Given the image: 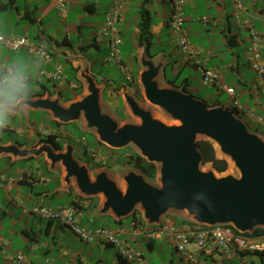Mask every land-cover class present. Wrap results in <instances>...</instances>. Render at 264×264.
Here are the masks:
<instances>
[{
    "label": "crops",
    "instance_id": "0c3cea01",
    "mask_svg": "<svg viewBox=\"0 0 264 264\" xmlns=\"http://www.w3.org/2000/svg\"><path fill=\"white\" fill-rule=\"evenodd\" d=\"M113 2L114 0H69L66 15L60 16L67 21L66 24L63 22L64 29H60L45 25L44 22L45 19H49L52 23L60 21L58 16L60 14L53 0H0V4H7V7L0 10V26L8 25L11 29L5 33L0 28V33L5 36L28 35L34 43L44 46L52 54V61L45 64L35 60L30 55L28 46H21L18 50H13L1 43L0 67L24 58L28 65L30 80L34 85L32 93L35 96H31V98L60 96V101L63 104H68L86 92V84L81 76V71L86 66L88 72L95 76L97 84L102 87L101 97L105 105L107 104L104 97L106 89L108 90L107 98L113 99L117 96L120 98V104L125 103L122 94L124 88L128 92H132L131 94L134 96L135 94L133 88L128 86V81L125 80L124 73L118 65L108 60V54L105 62L114 64L119 75L116 78H100L92 70L93 63L89 61L88 57V54L93 55L95 53L93 51L108 47L106 43H97L95 35ZM242 3L244 11L240 14L241 19H248L249 24L261 36V61L264 64V0H243ZM144 10H147L150 16L151 40L155 42L158 38H169L173 44H176L182 62L187 63L174 41L175 34L169 24L172 10L171 0H126L120 17L119 28L124 39L122 45L126 42L127 33L132 38H134L133 35H136L130 51L131 62L137 67L136 74L134 73L135 69L126 62L123 55L122 59L130 67L138 82L139 74L144 68L140 60L142 50L144 46L147 47V43L139 46L140 39L144 36L141 28ZM182 12L184 26L189 32L195 57L201 59L205 66L219 71L220 82L223 85L233 86L237 90V95L232 96L225 89L219 90L212 87L215 94L227 92L232 105L236 99L240 113L249 122L254 123L255 130L264 129V82L259 80L257 70L250 65L248 47L251 44V32L249 24L238 23L237 13L231 0H187L182 6ZM71 13H74V17L76 16L73 33L70 32ZM22 23H24V31H13V27L16 28ZM88 25L93 28L94 33L93 43L90 45L86 43V39L82 35L83 27ZM31 31L34 32L33 35H31ZM196 36L200 38L196 40ZM156 52L154 56H150L148 52V58L154 60L162 58L168 63L166 54L162 50ZM61 60L70 65L71 72L67 71ZM57 62L64 66V71L68 76V81L65 83L42 76L43 68L53 69ZM166 64L162 69L163 84L173 85L166 79ZM197 69L202 74V70ZM185 81L189 82L188 78ZM183 85L185 84H179V87ZM73 90H76V94ZM39 93L42 94L39 95ZM214 102L220 103L218 99H215ZM23 106L33 109L27 105ZM106 106L113 112L108 105ZM43 111L48 112L53 119L50 111ZM19 112L13 116L16 117ZM123 112H129L127 105ZM57 129L52 125L47 129L37 130L34 135L28 134L27 129L21 130L20 133L24 134L23 136L29 135L30 142L20 140L11 142L18 144L23 142L22 145L20 144L21 147H36L43 143L39 142L40 138L47 133H57L61 136ZM260 134L264 136V130ZM0 144H5L1 138ZM40 157L41 159L44 157V161L32 160ZM18 161L23 164L21 165ZM32 161H35V165ZM0 162L7 163L14 169L15 173L12 175L7 171L0 170V264H17L15 256L21 251L25 253L31 264H140L135 260L129 261L121 257L116 247L111 243L100 239H96L92 244L83 242L74 232L63 226L59 220L41 218L31 211L37 205L47 206L41 203L45 196L54 199L56 193L64 194V192L71 195L70 202H60L56 206L51 204L47 207L56 209L60 206L69 205L71 200H78L83 205L80 218L83 225L90 227L107 226L115 230L120 236L127 238L142 253L145 259L144 264H178V260L175 261L174 253L178 255L180 264H199L195 261L188 262L182 259L175 245L169 240H150L144 231L154 228L155 225L148 224L144 218L134 221L131 217L129 222H125L123 218L119 220L110 212L99 214L98 210L103 198L101 196L86 197L82 195L73 182L70 187H67L64 181L63 166L57 164L51 168V163L45 154L15 157L10 153H0ZM16 165L18 166L16 167ZM45 169L56 172V180L46 175ZM45 182L48 184H43ZM51 183H54L53 187H49ZM25 185H30V189L26 190ZM37 185H41L40 188L42 189L37 190ZM87 198H97L98 205L94 208L88 207L91 201ZM88 214L89 218L85 220ZM98 216H106L112 222L97 223L96 217ZM176 218L178 220L182 216ZM91 221H93L92 224H90ZM110 223L116 226L108 225ZM206 260L208 264H264V253L241 254L239 251L231 255H223L214 251Z\"/></svg>",
    "mask_w": 264,
    "mask_h": 264
},
{
    "label": "water",
    "instance_id": "95a60500",
    "mask_svg": "<svg viewBox=\"0 0 264 264\" xmlns=\"http://www.w3.org/2000/svg\"><path fill=\"white\" fill-rule=\"evenodd\" d=\"M139 83L144 98L163 112L142 105L125 88L122 94L129 112L137 121H120L102 102V87L84 67L81 76L86 92L63 104L60 96L30 98L25 104L48 110L63 123L81 120L83 130L113 149L134 146L149 162L158 165L156 180L129 167L119 179L108 169L91 172L75 155V145L66 143L56 150L47 142L36 147L17 142L0 144V153L15 157L46 155L51 168L61 164L64 181L72 182L86 197L103 198L99 214L110 212L119 220L138 209L148 224H159L162 217L176 212L191 222L215 226L231 225L242 233L264 227V136L249 128L232 108L209 105L185 90L184 85H165L162 58H148L142 50ZM210 141L217 157L229 168L219 172L206 166L198 140ZM212 209L211 211L209 209ZM196 209H203L199 215Z\"/></svg>",
    "mask_w": 264,
    "mask_h": 264
},
{
    "label": "built area",
    "instance_id": "2783aa9c",
    "mask_svg": "<svg viewBox=\"0 0 264 264\" xmlns=\"http://www.w3.org/2000/svg\"><path fill=\"white\" fill-rule=\"evenodd\" d=\"M61 16H65L68 9L69 0H53ZM187 0H171L172 10L169 24L174 31V41L177 43L180 53L186 62L197 66L202 70V83L207 86L216 87L219 90H227L232 96L237 95V90L233 86H226L220 82V74L214 68L205 66L201 59L195 57L192 49L190 35L184 26V16L182 6ZM237 13L239 24H249L248 19H241L243 9V0H231ZM126 0H114L108 9L103 23L96 31L95 41L97 43H106L110 53L108 60L118 65L124 73V78L128 83L134 80V75L130 67L123 61L121 47L124 39L119 28L120 17ZM251 44L248 47L250 54V65L257 70L259 80L264 82V64L262 63V51L260 49L261 36L259 32L250 24ZM6 44L13 50H18L21 46H28L30 55L37 61L48 64L52 61L51 52L44 46L34 43L28 35L5 36L0 33V44ZM42 76L58 80L65 83L68 76L64 71V66L55 63L53 69L43 68ZM238 102L234 99V106ZM11 130L15 129L10 127ZM92 156L96 159L105 158L101 152L92 151ZM33 213L41 218L57 219L63 226L70 229L83 242L92 244L96 239L114 245L118 254L131 261L135 260L144 264L145 259L131 242L115 230L107 226H85L81 222L82 211L76 205L69 204L53 209L43 205H37L31 209ZM144 234L150 240H169L175 245L176 250L185 261H195L199 264H208L207 256L214 251L223 255H231L240 250H264V235L259 237H250L238 231L231 225H205L196 222L179 226L174 218L165 215L159 224L154 228L145 230ZM17 264H31L23 251L15 256Z\"/></svg>",
    "mask_w": 264,
    "mask_h": 264
},
{
    "label": "rangeland",
    "instance_id": "374dc122",
    "mask_svg": "<svg viewBox=\"0 0 264 264\" xmlns=\"http://www.w3.org/2000/svg\"><path fill=\"white\" fill-rule=\"evenodd\" d=\"M167 7H168V5H167ZM58 16H59L60 21L52 23L49 19H45L46 20V21H44L45 25H50L51 27H59L60 29H64L63 22H64V24H66L67 19L62 18L63 16L60 17L61 15H58ZM85 21H87V20H85ZM75 22H76V16L74 17V13H71V15H70V32H72V33L75 31V29H74L75 24H76ZM0 28L5 33L8 30H11L8 27V25L0 26ZM12 29L15 32L22 31V30L24 31V23H22V25H20L16 28L13 27ZM165 32H167V31H165ZM82 33H83L82 34L83 38L86 39V43H89V45L92 44L93 43V35H94L93 28L89 25L87 27L84 26ZM33 34H34V32L31 31V35H33ZM133 37L134 38H132L129 33L126 34V36H125L126 42L124 45H122L123 47H121V55H123L126 62L135 69L134 73L136 74L137 67H136V64L131 62V56H130V51H131V48L133 47L132 45H134V41H135L134 39H136L135 38L136 35H133ZM195 38L197 40L200 37L196 36ZM89 45L87 44V47ZM160 50H162L163 53L166 54V59L168 60V63L166 64V68H165L166 79H173L175 84H181L185 81L186 78H188L189 82L187 84V91L192 93L194 96L203 99L209 105L213 104L215 99H218L220 101L221 105H223L225 107L232 106V102H230V100H229L230 97H229V94L227 92H223L222 94L216 95L215 90H214V88H212V86H207V85L202 83V81H201V75L202 74L200 71H198L197 68L193 67L190 63L182 62V60L180 59V56L178 54L176 44H173L169 38L163 37V38H158L155 40V42L151 46V52H156V51H160ZM93 52H95V53L93 55L88 54V57H89V61L91 63H93L92 64V70L94 71V73L98 77H100V78L104 77L105 79L118 77L119 71L115 68V65L114 64H108L105 62V59L108 58V54L110 53L109 48L108 47H102V48H99ZM61 62L65 65V67L67 68V71L71 72L70 65L67 64L64 60H61ZM49 85L51 86L50 83H49ZM73 91L75 92L76 90H73ZM107 92H108V90L106 89L104 91V97L106 100L105 103H107L106 105H108L112 109V111L118 117V119L120 121H137L138 120V118L133 116L130 112H126V113L123 112V109L125 108L126 105H125V103L120 104V98L119 97L115 96L113 99L107 98ZM75 94H76V92H75ZM138 101L142 105L153 107L156 111H158V113L160 115L163 116V112L161 110H159L158 108L152 106L145 98H144V100H138ZM240 115L246 121L249 128L256 131L255 130L256 126L254 125V123L249 122V120H247V118L242 113H240ZM9 125H10V127L15 128V130L12 131V130L6 129V128L0 129V138L2 139V141L5 144L9 143L11 141H14V140L27 141L29 143L30 141L28 139V136H29L28 134L34 135V132H36L37 130L47 129V128L51 127L53 124H52V118L48 112L43 111L41 109H29L28 107L23 106V108L21 109V111L18 113V115L16 117L15 116L11 117V122ZM64 127H65V129L63 127H59L57 129L58 133L63 137L64 140H66L65 143L72 141V142H74L75 145H78L81 148L80 151L75 150V152L78 154V156L81 159H83L85 161L88 160V158L83 157L82 148L85 147L86 149H88V147L90 145L86 142L85 139L81 140V139L76 138L74 135L70 136L67 134L68 132L77 135L78 133H81L80 130H82L85 138L88 141H91L93 143L91 145L95 149L103 150L104 147L100 143L96 142L93 139L95 135L91 131L83 130V121L82 120L67 122ZM25 129L28 130L27 131L28 134L23 136L24 134H21L20 131L25 130ZM263 130L264 129L259 128L258 132L261 133ZM132 147H134V146H132ZM122 149H125V147L121 148V149H116V150H122ZM107 152H108V154H110L111 158L119 155V154L117 155V153H114L110 150ZM86 154H87V152H86ZM32 160L44 161V157H42V159L40 157L38 159H32ZM93 161L96 162L97 160H93ZM32 162L35 165V163H34L35 161H32ZM18 163H20L21 165L23 164L20 161H18ZM227 164H228V161H227ZM18 165H16V167ZM205 165L206 166L208 165L209 167L214 168L212 162H207V163H205ZM227 166H228L227 167V169H228L229 164ZM129 167H131V166L116 164L113 166L96 167V169L92 170L91 172L93 173L96 170H100V169H108L114 176H116L119 179L120 184L122 185V181L120 178L121 173ZM0 170H4V171L9 172L12 175H15L14 169L11 166L7 165V163H5V162L4 163L0 162ZM45 174L49 175L54 180H56V172L54 173V171H46V169H45ZM43 184H48V183L45 182ZM53 184L51 183L49 185V187H53ZM40 186L41 185L36 186L37 190L42 189V188H40ZM25 189L29 190L30 185H25ZM70 199H71V195H68L66 192H64V194L63 193H56L54 199L51 197L45 196V198L42 199L43 202H41V203L44 205H47V206H51V204L53 206H56L57 203H60V202H70ZM168 216H170V218H174V217L180 216V214H178L176 212H172V213H168ZM131 217L132 216L123 217V219L125 222H129L131 220ZM88 218H89V214L87 215L85 220ZM109 221L112 222L106 216L96 217L97 223H101V222L109 223ZM92 223H93V221L90 222V224H92ZM108 225L116 226L113 223H110ZM151 225H153V224H151ZM174 256H175V261L177 262V260H178V264H180L179 259H178V255L176 253H174Z\"/></svg>",
    "mask_w": 264,
    "mask_h": 264
},
{
    "label": "trees",
    "instance_id": "16d2710c",
    "mask_svg": "<svg viewBox=\"0 0 264 264\" xmlns=\"http://www.w3.org/2000/svg\"><path fill=\"white\" fill-rule=\"evenodd\" d=\"M4 7H7V4L1 3L0 4V10L3 9ZM149 17L150 16H149L148 11L144 10L143 13H142V22H141V28H142V31L144 33V36L140 39V45L139 46L141 47L143 45V43H147V48H148V52H149L150 56H154V55H156L157 52L152 53L150 51L151 46L154 43V41L151 40V36H152L151 35V31H150L151 22L149 21ZM167 81L170 84H175L173 79H168ZM183 83L185 84L184 85L185 90H187L188 82L184 81ZM128 86H131L133 88L134 94H135L136 98H138V100H144V96H143L141 87L139 85L138 79L134 78V80L132 82L128 83ZM177 86H179V84H177ZM40 94H42V93H39V95ZM31 96L33 97V96H35V94L32 93ZM218 104H221V103L214 102L211 105H218ZM229 108H232L236 114L241 116L239 108H238V105L234 106V103H233V105L230 106ZM52 124L56 128L63 127L65 129L64 126H65L66 123H63V122H60L58 120L52 119ZM80 132L81 133H78L77 135L72 134L70 132H68L67 134L70 135V136L74 135L76 138L81 139V140L85 139L86 142L89 145L93 144L91 141H88L85 138L82 130H80ZM93 139L96 142L100 143L104 147L103 151H109L110 150V151H112L114 153H117V155L118 154L119 155L116 156V157H112V158L108 157L104 161H96L95 162V161H93L94 159H93L92 153L91 152H87V154H86L85 153L86 151L83 150V153H84L83 157L84 158H88L87 162L90 165L92 164L91 168L103 167V166L106 167V166H113V165H116V164H122V165H125V166H131L133 168H136L137 170L141 171L143 174H145L151 180H155L156 179L157 174H158V165L155 162H149L134 147L127 146V147H125V149L116 150V149H112V148L108 147L106 144H104L101 141H99L96 136H94ZM39 142L50 143V144H52L55 147L56 150H61V149H63L66 140H64L57 133H47V134H45L44 136H42L40 138ZM19 143L21 145L23 144V142H19ZM76 147L78 148L77 145H76ZM198 147H199L200 151L203 154V162L204 163L212 162L213 167L219 172H223V171H225L227 169V167H228L227 166L228 165L227 161L225 159H221V158L217 157L215 148H214L213 144L210 141L205 140V139H200V140H198ZM80 199H82V198L80 197ZM87 199H90V201H91L88 207L94 208L96 205H98V199L97 198H87ZM70 204L78 206L81 211L83 210V205L80 204L78 200H71ZM132 218H133L134 221L138 220L139 218L143 219L141 211L140 210H136L134 212ZM174 219H175V222L178 225L182 224V226L185 225V224H190L191 223V221H189V220H187L185 218H180V219L177 220V218L174 217ZM243 234H245L247 236H250V237H259V236L264 235V227H257V228L254 229L253 232H246V233H243ZM240 253L241 254H249V253L261 254V253H264V250H253V251H251V250H240Z\"/></svg>",
    "mask_w": 264,
    "mask_h": 264
},
{
    "label": "clouds",
    "instance_id": "9594fccd",
    "mask_svg": "<svg viewBox=\"0 0 264 264\" xmlns=\"http://www.w3.org/2000/svg\"><path fill=\"white\" fill-rule=\"evenodd\" d=\"M33 88L34 85L32 84L29 77L28 65L24 58H20L13 63H9L7 65L0 67V129L8 127L11 122V117L15 115L17 112H19L23 105L29 103ZM6 129H10V128H6ZM67 143L74 144V142L72 141H69ZM75 150L80 151L81 148L79 146L77 148L75 145ZM83 150H85L86 152L97 151L103 153L104 155H107L105 158L102 159H96L95 157H93V159L97 161H104L108 157H110V154H108L107 151L95 149L92 145H90L88 149H86L85 147L82 148V151ZM75 155L76 157L78 156L76 152ZM77 158L82 162H86L89 165L91 171L96 169V168H91V165L87 162L88 160L85 161L81 159L79 156ZM202 210L203 209H196L193 212V214L199 215ZM209 210L211 211L212 209L210 208Z\"/></svg>",
    "mask_w": 264,
    "mask_h": 264
}]
</instances>
